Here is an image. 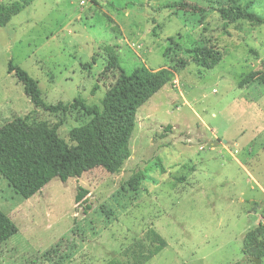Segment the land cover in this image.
<instances>
[{
  "label": "rangeland",
  "instance_id": "obj_1",
  "mask_svg": "<svg viewBox=\"0 0 264 264\" xmlns=\"http://www.w3.org/2000/svg\"><path fill=\"white\" fill-rule=\"evenodd\" d=\"M30 1L0 26V128L15 117L51 127L64 119L59 134L75 146L70 132L91 119L35 107L9 72L11 59L39 81L47 104L77 96L100 104L115 80L103 76L109 46L128 74L144 64L174 77L139 108L120 172L97 166L54 178L30 198L0 175V208L19 228L0 247V264L129 263L138 245L157 246L152 230L167 246L145 264H264L243 252L246 234L264 222V83L240 84L264 72V24L225 26L217 9L225 0ZM176 1L208 12L165 7ZM238 2L264 18V0ZM196 45L221 50L222 61L197 65L189 53ZM179 58L188 60L184 68ZM137 172L145 178L133 190ZM80 186L89 193L77 203Z\"/></svg>",
  "mask_w": 264,
  "mask_h": 264
},
{
  "label": "trees",
  "instance_id": "obj_2",
  "mask_svg": "<svg viewBox=\"0 0 264 264\" xmlns=\"http://www.w3.org/2000/svg\"><path fill=\"white\" fill-rule=\"evenodd\" d=\"M30 3V0H25L23 3L1 4L0 26H6L13 15L19 14ZM165 7L198 15L208 12V8L187 1L170 2ZM217 9L225 26L238 20L264 24L263 17L252 12L250 5H243L238 0H225ZM170 41L180 49V44L174 38ZM171 51L172 47L169 46L165 55L168 56ZM106 53L107 65L103 76L111 73L115 80L108 86L101 103L93 105L88 104L82 96H77L68 103L60 101L57 104H47L39 81L25 69L15 65L13 59L10 60L9 72H14L23 83L24 91L35 107L64 114L81 110L91 118L87 124L70 132V138L76 142L75 146H70L59 134V127L64 124V119L51 127L47 123L32 125L22 117H15L0 128V175L22 197H32L54 178L66 182L70 177H80L85 171L97 166H103L110 173H118L130 158V140L137 124L139 108L172 82L174 74L170 69L154 70L144 64L128 74L120 67L119 53L114 46L107 47ZM189 53L197 65L207 69L214 68L224 57L221 50L203 45H196L189 49ZM177 62L184 68L188 60L179 58ZM255 80L264 83V72H252L240 84L246 85ZM94 89H98V85ZM144 178L143 173L137 172L129 179L128 185L136 190ZM88 193L87 189L80 186L76 202L80 203ZM86 209L90 210L91 206L87 205ZM18 231L16 223L0 208V247ZM147 237L157 243L154 249L138 245L131 262L112 258L106 264L149 262L167 246V241L153 230L148 232ZM243 252L256 259L264 258V222H260L246 234Z\"/></svg>",
  "mask_w": 264,
  "mask_h": 264
}]
</instances>
